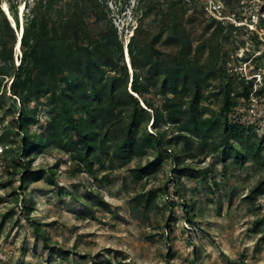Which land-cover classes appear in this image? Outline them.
Here are the masks:
<instances>
[{
  "label": "rangeland",
  "instance_id": "obj_1",
  "mask_svg": "<svg viewBox=\"0 0 264 264\" xmlns=\"http://www.w3.org/2000/svg\"><path fill=\"white\" fill-rule=\"evenodd\" d=\"M18 1L21 23L22 7L27 3V15L36 0ZM171 1L100 0L112 23L106 34L117 36L107 42L117 79L133 93L134 35L156 42L164 58L191 49L203 74L202 104L207 115L228 120V139L193 140L180 166L163 151L142 160V167L153 162L146 171L133 172V160L115 169L95 164L90 174L52 145L27 156L16 132L9 153L0 148V264H264V0H185L178 39L167 27ZM8 7L13 14L15 3ZM97 22L93 13L82 25L96 33ZM13 51L18 68L22 52ZM0 84L2 134L20 104L12 81ZM144 91L143 109L145 98L161 104L153 88ZM36 110L27 142L45 133L48 115L43 106ZM147 131L155 135L152 118ZM29 170L35 176L24 180Z\"/></svg>",
  "mask_w": 264,
  "mask_h": 264
},
{
  "label": "trees",
  "instance_id": "obj_2",
  "mask_svg": "<svg viewBox=\"0 0 264 264\" xmlns=\"http://www.w3.org/2000/svg\"><path fill=\"white\" fill-rule=\"evenodd\" d=\"M12 3L16 29L0 4V79L8 78L15 85L13 95L20 109L0 134L2 153H9L7 147L18 132L24 137L22 149L27 156L43 144L52 145L71 154L90 174L95 164L115 169L133 160L138 161L133 169L136 172L152 166L153 162L141 165L150 155L173 153L180 166L183 157L189 156L193 140L206 144L216 137L228 139V120L207 115L202 104L206 93L203 74L191 49L183 47L176 58H164L156 42L134 35L128 44L135 79L131 94L127 84L117 79L121 75L107 43H114L117 36L106 34L112 23L101 12L100 0H36L32 11L23 15L22 59L15 68L13 50L22 22L17 15L19 1L6 2ZM184 6L185 0L170 2L167 27L171 38L178 39L185 31L178 11ZM93 13L98 18L96 33L82 25ZM147 88H153L162 101L155 105L142 99L145 110L139 98ZM244 94L248 97L249 91ZM2 99L6 100V95ZM31 103L36 104L34 110L27 107ZM40 106L48 115L45 133L27 142L30 128L38 124L36 109ZM151 118L155 135L147 131ZM24 174V180L35 176L32 170ZM26 214L29 219V212Z\"/></svg>",
  "mask_w": 264,
  "mask_h": 264
},
{
  "label": "bare ground",
  "instance_id": "obj_3",
  "mask_svg": "<svg viewBox=\"0 0 264 264\" xmlns=\"http://www.w3.org/2000/svg\"><path fill=\"white\" fill-rule=\"evenodd\" d=\"M26 7H22L21 9V15H23L24 11H25ZM2 10L4 11V13L6 14V16L8 17V19L11 21L13 27L16 29V22H15V19L13 18L11 12H10V9L8 7L7 4H4L3 7H2ZM21 29L20 30H17V36H19L18 40H17V43H16V50L21 53L22 50H21V41H22V36L24 34V27H23V16H22V21H21Z\"/></svg>",
  "mask_w": 264,
  "mask_h": 264
},
{
  "label": "water",
  "instance_id": "obj_4",
  "mask_svg": "<svg viewBox=\"0 0 264 264\" xmlns=\"http://www.w3.org/2000/svg\"><path fill=\"white\" fill-rule=\"evenodd\" d=\"M18 38H19V36H18Z\"/></svg>",
  "mask_w": 264,
  "mask_h": 264
}]
</instances>
